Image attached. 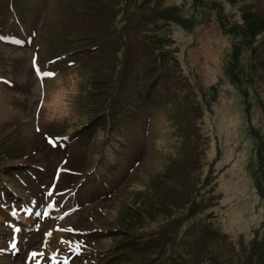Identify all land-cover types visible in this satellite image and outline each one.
Wrapping results in <instances>:
<instances>
[{"label":"rangeland","instance_id":"obj_1","mask_svg":"<svg viewBox=\"0 0 264 264\" xmlns=\"http://www.w3.org/2000/svg\"><path fill=\"white\" fill-rule=\"evenodd\" d=\"M52 1L53 2H50L47 6H45V8L40 9L39 13L27 6H22L19 8V14L27 26L36 27L38 29L41 28V33L35 30L38 32V36H36L34 44H30L31 47H21L16 45L15 43L21 40L18 36L13 34L8 35L10 38L14 37V40H11V44L0 42V53L6 57L5 60L0 61V70L3 71L4 74H7L6 77L10 78L14 82L13 86L3 83L4 87H0V129L3 135L5 132L7 133L6 139L3 135L0 137V150L7 152L8 147H13L15 150L27 146L30 148V151L21 157H12L11 159L8 157V153H4L0 155V159L3 160L2 167L5 168L8 166H28L31 168L32 166L37 168L38 166H41L42 169H39L40 185L37 187L35 193L38 195L39 192H41V198L45 203L44 205H47L49 210H53L51 208L52 204H49L50 199L52 197H54V200L58 198V203L60 204L59 207L62 212V210L65 211L68 209V204L65 206L63 199L70 192H62L60 196L57 197L55 186H52L57 177V170L59 169L57 164L62 161H67V163L72 162L73 164L70 166L76 173H80L82 171L86 172L88 175L90 173L89 177L91 178V172L85 167L83 163L87 162V157L93 158L98 152L94 143H96L100 138H103L104 140L106 134L103 133L102 130H98L96 134L97 137L95 140H93L94 142L91 144L90 140H86L87 143L83 144L81 148L80 140H72L70 144L61 141L58 144V149L50 147L51 143L49 141L50 139L52 140L54 134H70L72 132L70 128L63 132V129L58 125L59 122L68 119L69 111L64 106L54 107L49 105L51 102H47L46 107L49 111L47 109L43 110L42 113L40 111V115L36 117L38 112L36 104L41 97V87L40 85L37 87V95L32 102L29 98H25V95L22 92H29L24 91L20 84L28 82L30 85L31 82H34V79L31 71L25 67L26 62L25 59L21 57V55L25 51H34L37 48L40 35L44 41L40 47V61L56 55L57 51L69 49L70 45L64 38H62L61 30L67 37L71 38L72 35H76L71 31V29L74 27L80 28L81 33L83 34L82 41L91 42L94 39L92 31H95L93 28L94 24L91 22V18L93 17L95 10L102 0H83L82 2L80 1L76 3L70 2V4H67L66 2L64 5H57L56 0ZM172 1L177 2V0ZM191 1L189 0V2ZM211 1L212 0H204L202 2L206 4L207 2ZM215 1L216 2L212 3L210 6L218 9L217 16H219L222 23H224V21L225 23L222 24L215 16H212L210 20L208 16L209 10H205L206 12H204V14L203 10H201L199 13L194 14L197 19H201V22L197 25V27H195L196 29L198 28L196 39L199 42L195 44V46L192 44L196 30H194L192 36L190 37L182 38L179 35V39L183 41L182 55L185 56L186 53H190L191 57L195 58L194 64L197 63L196 70H193L194 75L196 76V78L193 79V83H198L199 85L197 86L200 87L201 90H205L207 96L209 97L208 99L212 101L209 105H207L208 108L204 110L205 113L203 115L205 120L204 130L206 134L199 127L201 119L197 117L200 110L196 109L195 113L192 115L193 118L191 121L193 122L192 124L195 125L197 132H203L205 135L209 136L210 131V134L213 135L208 140L209 142L207 140L203 141L199 144V146L197 145L195 147L196 154L198 152H203L204 149H201L200 147L205 145V143H208L209 148L206 150L205 155L207 158L212 159L215 155V145L219 146L220 143V148L218 149H221V154L224 152V160L227 163H230L226 175L224 176V169L219 174V177H217V180H219L224 176L223 179L219 180L220 182L217 183V188L222 190L225 197H223L221 202L215 206V210L216 212L220 211L223 216H229L220 222V226L223 231H225L229 236H232V241H234V245H236L235 238L238 233L247 231L245 234L241 235L249 237L253 228H250L252 223L256 220L257 224L259 223V219L264 218V198L260 194L259 196L256 194L252 196V184L245 179V176L252 175L253 180L256 181V175H259L258 172L260 170V172H262L260 173L259 178L264 184V163H262V158L261 162L259 161V157L256 160H251V162L250 159L248 161V149L250 142L247 138L246 132V129H249V120L246 117L247 113L249 114L250 118L252 116L253 119L251 118V121L255 122L257 126H259L260 117L263 118L261 124L264 122V116H261L263 114L262 110L264 109V85L261 87L259 86V91H256L255 87L253 86L254 82L249 81L252 88H247L244 84H242L243 86L239 88L238 92L230 88L223 87H218L213 91L214 87L211 86L213 83L211 78H218V74L222 77V66L219 68L218 66L213 65V62L210 58L216 53V48L222 47L227 42L229 45L232 43L233 40L230 38L231 35L226 33L228 32L227 29H231V24L229 25V23H231V21L241 22V16L244 17L245 15V9L241 10L238 8V0H222L221 4H219L218 0ZM252 1H254V4H257L255 5L257 6L255 9H258V12H264V0H247V3H251ZM27 2L34 8H37L36 1L27 0ZM172 3L173 2H170V4ZM2 4V1H0V7ZM200 7L202 6L200 5ZM58 11H62L63 19L65 21L59 25H56ZM76 11H79L81 14L79 19H75L71 15L67 16L68 12ZM178 11L179 10L176 12L168 11L167 13H172V15H167L168 17L166 18L171 21V28L177 29V31H181L186 35L189 33L188 30L180 23L186 21L187 23L183 24L191 27L193 23V15L190 13L187 15L185 14L186 17L189 16L187 19H185L186 17H178ZM187 11H190V9ZM208 25L210 26L208 27ZM259 28L255 33L257 35L256 37L259 38V40H256L257 46L254 44L255 42L249 44L251 40L247 43L246 40L238 37L237 45L232 50L233 53L230 55L231 58L237 57V48L241 45V48L246 46L252 48L256 47L254 49L258 50L259 47L261 52L264 51V31L259 33ZM224 30L225 32H223ZM205 31L212 33L213 37L207 35ZM204 35L208 40H210L209 43H213V39L216 40L214 48H210L207 45L205 46L207 40L205 39ZM185 42H187L189 45H186ZM145 44L149 46L148 43ZM151 45L153 52L151 50L150 51L155 58L153 57V60L148 64L149 66L147 65V69H149L151 65L152 70L149 71L147 76L144 78V82L150 84L147 89L148 99H141L140 104L141 102L142 104L135 111V120L130 122L120 121V125L113 124L109 131L107 129L108 136L112 138H108L110 140L109 142L105 141L103 143V146L110 151L112 148H117L120 141H122L125 143L123 148H130L132 158L140 156L142 153L141 128L143 126V119L147 114H150L147 121L148 128L146 129L148 132V137L145 140L144 157L141 160V163H138L137 166L128 173L124 181L119 184L117 189L111 195L98 199L92 204L91 210L95 215L87 210L76 208L73 209L72 212H67V214H64L61 217L56 216L50 218L48 226L53 225V223H57L60 226L65 227L63 229H72L73 231H61L59 233H66V238L74 239L81 236L83 232L91 230L93 226H96V224L91 220L98 222L99 225L101 219L102 224L100 226L103 228H114L111 225V223H113L116 226L119 224L120 228L129 229L138 227L144 223L159 221L161 229L160 236L162 239H167L163 254V263L188 264L189 261L194 258V252L192 247H183L182 230L184 229L185 225H189L190 229L188 234L190 236H194L196 233V229L198 228L196 222L197 220L200 221V217L195 214L198 200L195 197L186 199L185 196L188 193L187 188L189 186V182L182 183L177 181L173 184L175 181L173 178H176V175L174 171L171 170V168L166 167L167 163L173 157H175L183 147V143L178 141L176 138H180L184 131L180 124H178L176 121V111L167 107V103L162 104L164 102L165 95L163 89L159 86L164 84V81H162L161 78L163 76L166 77V75L171 72L170 70L165 71L166 66L169 65L167 64L169 56L166 50L165 53L162 52L164 47L160 44L158 45L157 43L151 42ZM84 46L87 48H92L93 44L90 43L89 45H82V49L85 48ZM114 46V43L110 44V48L108 50L109 56L114 55ZM119 46L121 48L123 47L121 45ZM133 46L134 45H132L130 48H123L131 49L132 51ZM121 52L122 50H119V54H121ZM199 52H201L203 58L200 57L197 59ZM240 52L242 53V50ZM249 52L250 50L248 49L245 54L248 55ZM241 53L239 54V57L241 58L240 61L245 65L247 64L246 60L249 58ZM101 55H103L102 49L99 51V54H96V57L99 58ZM87 57L88 54H85L83 58L84 62H87ZM231 58L228 57L226 62ZM192 62L187 61V65L191 67ZM106 64L108 66V71H105L106 74L104 75H98L94 71H91L90 74H88L86 65H82V90L87 89L88 93L94 97L98 103L109 98V104L114 106V94L119 90V87H116L118 72L115 71L116 64L112 58L106 59ZM41 65L43 66L44 72L57 73L51 68L50 64L41 62ZM259 66L262 69L261 71H264V63L263 65L262 63H259ZM60 70H62V65H60ZM41 78L43 79L42 83L44 87V96L46 99L53 100L57 91L63 89L62 79L60 81H53V78H50L49 76ZM129 78L132 79V84L134 85L135 71L130 72L128 79ZM157 79H159V81H157ZM156 82L157 85H154ZM227 83H229L228 80ZM110 84L113 86H110ZM255 84L258 85V82H255ZM124 85L125 83L122 86ZM189 86L190 85H188V87ZM200 88H197L198 92L201 91L199 90ZM190 91H193L192 88H190ZM134 94L135 91L132 93V95ZM147 101H157L158 108L156 113H154V111L149 106H147ZM247 102L248 107L246 105ZM190 105H192V102L189 104V106ZM240 107L245 110L243 114L240 110ZM82 108V100H77L75 108L73 109L72 118L76 116L85 118L86 116H82ZM185 116L187 115L185 114ZM79 125L80 124H78V126ZM192 127L188 126L189 129L185 131L187 137L189 138L192 137L190 132ZM211 127H213L215 133L212 132ZM37 129H39V131ZM254 133L257 134L255 131ZM81 138H86V135L82 136ZM259 139L261 140V137ZM193 146L194 145H189V157L193 156L194 158L195 154L192 152ZM88 149L89 153L87 156ZM211 152H214L213 156L210 155ZM113 157L115 159V166L113 169L112 163L108 160L106 161V159L101 166L104 168L103 172L113 173V177L119 183V172L124 168L122 152L118 149L114 150ZM185 158H187L186 155L184 159ZM188 161L189 164L187 165ZM188 161L185 163L184 167L189 166L191 168L193 159ZM89 162L91 163L92 159H90ZM135 162L136 160L129 161L128 166L134 165ZM72 174L73 173L70 171H68L67 174H62L61 187H63L64 182H67L68 177L71 178ZM1 178H3V175L0 174V184H2ZM201 178L205 177L199 176L198 180ZM77 181L78 176H75L71 180V183L74 184ZM205 182H207V179H205ZM148 183H151V185L149 186ZM210 186L212 187V181H209L208 186L205 188ZM98 189L99 183L94 179L83 184L80 187L78 194L82 195L87 192L90 197H94L98 194ZM172 189L177 191L184 190L182 192L183 200L180 201L179 198L176 201H170L168 199V194H173L171 192ZM159 193L161 194L160 200H162L163 197H166L162 200L163 203L161 205L150 201L151 197L156 196ZM213 196L215 197L216 193H214ZM73 200L76 201L75 198ZM185 200L188 201V203H185ZM227 202H230V204L223 207V205ZM158 209L160 213L163 214L165 222L162 221L161 217L158 215ZM91 214L92 216H90ZM96 215H102L110 223L103 218L99 219L96 217ZM0 216L5 215L0 212ZM138 229L142 234H144V236L159 235L158 230L153 228L138 227ZM100 236L101 235L97 234L96 232H92L89 236L97 240V244L95 245V250L97 253L99 252L97 247L100 245ZM228 241H231L229 237ZM11 242L17 247L21 246V241L17 238L16 234L11 235V241L5 239L3 242V246L10 251L13 250ZM52 243L54 245L53 240ZM249 243L250 241L246 239V244L242 243L243 247L246 249ZM88 245L90 249L89 252L85 250L77 251V248L73 249V252H76L77 255L79 254L81 258L84 259V264H89V257L94 255L91 250L93 246L89 243ZM110 245H112L111 241L105 240L104 243L100 245V249L105 250ZM236 246L239 247L238 244ZM110 252L112 251L100 253L102 256L98 257L99 264H109V262H106L104 257H109ZM230 258H233V256ZM236 260L237 256L235 255L234 251V261ZM256 261L257 260L253 262L246 257L245 264H254ZM17 262L18 259H14L10 261V264H17ZM228 263L229 260L227 256H221L220 264ZM0 264H5L1 258ZM200 264H218V262L214 259H210Z\"/></svg>","mask_w":264,"mask_h":264},{"label":"trees","instance_id":"obj_2","mask_svg":"<svg viewBox=\"0 0 264 264\" xmlns=\"http://www.w3.org/2000/svg\"><path fill=\"white\" fill-rule=\"evenodd\" d=\"M1 1L4 4L7 0H1ZM80 1L82 2L83 0H79V2ZM202 1L204 0H198V1L192 0L191 2H189V0H177V2L172 0H107V1L102 0V2L99 3V6L95 10L93 17L91 18V22L94 24L93 28L95 29V31H92L94 39L91 42L82 41L83 34L81 33L79 27H74L71 29V31L76 34L73 36L75 37V42L77 47H82V45H89L94 40H98L103 43H117L125 48H130L132 47V45H134L132 51H128V50L125 51V59L120 63V65L122 66L117 71L118 77L116 80V84L119 86L118 92L121 91L122 85L126 81V76L130 74V72L132 71L146 72L145 70H143V68L147 69V65L153 60L154 57V55L151 53V51L153 52L151 42L163 46L164 50L162 52L165 53L166 50L169 59L171 52L172 60L170 63H167L170 65L166 66L165 71L170 70L172 74L175 76L176 82L182 85L183 87H187L188 85L183 83L182 81L189 82L192 90L196 95V101L198 105L197 109L200 110L199 115L197 117L201 119V123H199V127L205 132L204 130L205 120L203 116L205 113L204 110L207 109V105H209L210 102L212 101L208 99L209 97L207 96L206 91L201 90V88L197 86L199 85L198 83L194 84L192 79L191 81L189 79L186 80V77L187 78L189 77L187 76V71H186L187 67L185 65H187V61L192 62L195 60V58L191 57L190 53H186V55L183 56L182 58L183 43L181 44V40L179 39V35L182 38L190 37L192 36L194 30H196V34L193 37L192 44H194L195 46V44L199 42L196 39L198 28L196 29L195 27H197V25L201 22V19H197L194 16V14L199 13L201 10H203V14H204V12H206L205 10L208 9L209 10L208 16L210 20L212 16H215L217 20H219L222 23L219 16H217L218 9L210 6L212 3H215L216 1L212 0L211 2H207L206 4ZM221 1L222 0H218L219 4H221ZM229 1H235V0H229ZM170 2L173 3L170 4ZM246 3L247 0H238L239 9L243 10L244 4L246 6L244 10L245 15L244 17L241 16L242 21L241 22L231 21V23H229V25L231 24L230 26L231 29H227L228 32L226 33H229L231 35L230 38L233 40L232 43L229 45V43L227 42L222 47L216 48V53L214 54V56L210 58L211 61L213 62V65H216L219 68L220 66H222V77L219 76L218 74V78L217 77L211 78V81L213 82L211 86L214 87L213 91L218 87H223V88H230L238 92L239 88L243 86L242 84H244L247 88H252L251 83L249 81L254 82L253 86L255 87L256 91H259V86L261 87L264 85V71H261L262 69L259 66V63H262V65L264 63V51L261 52V50H259V47L258 50L254 49L256 47L252 48L246 46L247 48L246 47L241 48L242 46L241 45L237 48L238 50L236 52L237 57L231 58L230 56L233 53L232 50L237 45L238 37H240L243 40H246L247 43L248 41L251 40L249 44L254 42H255L254 44H256V40L257 39L259 40V38L256 37L257 35L255 34L256 30L260 27L259 33L264 31V12H258V9H255L257 7L255 5L257 4H254V1L247 4ZM200 5L203 8L200 7ZM189 9L190 11H187ZM177 10H179L178 17L184 18L188 13L193 15V19H192L193 23L191 27L186 24H183V23H187L186 21L185 22L179 21L181 22L180 24L182 26L187 28L189 33L186 35L181 31L180 32L177 31V29L171 28L172 27L171 21H169V19L166 18L172 15V13H167L168 11L176 12ZM149 11H153V12H149ZM69 15H71L75 19H79L81 16L79 11L69 12ZM188 17L189 16H187L185 19H187ZM209 26L210 25H208V27ZM223 32H225V30ZM205 33H207V35L209 36H212V33H208L207 31H205ZM205 39L207 40L205 46L207 45L210 48H214L216 44V40L213 39L212 41L213 43L211 42L209 43L210 40H208L206 37ZM145 43H148L150 48ZM185 44L189 45L187 42H185ZM87 49L88 48L86 47L85 49H80L76 51L84 52ZM248 49L250 50V52L248 55H246L245 53L247 52ZM102 50L103 52H105L104 47L102 48ZM241 50L244 56L249 58V59L247 58L248 60H246L248 65L247 64L244 65L240 61L241 58L239 57V54L241 53L240 52ZM198 54L199 56H197V59L203 56L201 52H199ZM228 57H230L231 59L226 62ZM151 70L152 68L150 65L149 71ZM161 79L166 84H169L165 76H163ZM170 79L174 82L172 76L170 77ZM227 80L229 81V83H227ZM255 82H258V85L255 84ZM197 88H200L199 90L201 91L198 92ZM246 105L248 107V102ZM191 111H193V108H191ZM262 111L263 114L261 116H264V109ZM255 113H259V112H255ZM251 118L248 114L249 129H246L247 138L250 142V146L248 149V161L250 159L251 162V160H256L259 157V161L261 162V158H262V163H264V122L261 124L263 118L260 117L259 126H257L255 122L251 121L253 119ZM189 123L191 122L189 121L187 124ZM253 128L254 131L257 132V134L254 133ZM197 133L199 134L200 132ZM0 134L2 135L1 130H0ZM260 137L261 140L259 139ZM209 139H210L209 136L201 132V136L199 139L196 140V144L199 146L201 142L206 140L208 141ZM200 148L204 149V151L195 154L194 158L193 156L192 157L187 156V158L185 159L184 157L181 158V161L176 165V170L174 171L176 178H173L175 180L173 184L176 183L177 181L182 183L189 182V186L187 188L188 193L185 197L186 199L195 197L198 200L196 206L200 205L199 210L203 211L207 207L214 208L216 205L219 204V202H221V199L225 197L222 190L217 188V183L220 182L219 180H222L223 177L226 175L230 163H227L224 160V152L221 154V149H218L220 148V143L219 146L215 148V155L214 152L210 153L211 156L214 155L212 159L207 158L205 155L206 150L209 148L208 143H205V145H202ZM190 159H193L192 167L191 168L189 166L184 167L185 163H187V161ZM188 164L189 161L187 165ZM223 170L225 172L224 176L222 177V179L220 178L219 180H217V177H219V174ZM261 172L259 170L258 172L259 175L258 174L256 175V181L253 180V176L250 178L251 175H247L248 177L245 176V179L252 184V196L254 194L259 196L260 194L264 198V184L259 178ZM199 176L205 178H201L200 180H198ZM205 179H207V182H205ZM209 181H212V187L210 186L208 188H205L208 186ZM256 189L258 190L259 194L256 193ZM183 191L184 190L177 191L172 189L171 192L173 194L172 195L168 194V199L170 201H176L179 198L180 201L183 200L182 198ZM214 193H216L215 197L213 196ZM203 197L206 199L205 202L203 200ZM165 198L166 197H163V199ZM162 200L157 204L161 205L163 203ZM185 203H188V201L185 200ZM229 204L230 202H227L224 205L223 204L222 205L224 207V206H228ZM214 215H215L214 216L215 222L213 221V223L216 224L217 227L219 226L221 219L224 220L228 217V216H223V214H221L220 211H217ZM250 228H252L251 235L249 237H245L244 235L243 236L246 239H250L251 237L255 236V241L259 243V249H258L257 259H255L257 261L254 264H264V236H263L264 218L259 219V223L257 224L255 220ZM215 231L216 228L213 227L211 223H209L206 230L203 231V240H205L211 233L215 234ZM246 232H240L238 234H240L241 236V234H245ZM215 236L218 237L216 234ZM240 236L235 238L236 245L238 244L239 247L234 245L235 242L232 240L227 242L228 253L226 256L229 260L228 264H245L246 256L244 253L247 248L245 249L243 247L242 242L237 241L240 238ZM234 251H235V255L237 256L236 261H234ZM232 256L233 258H230Z\"/></svg>","mask_w":264,"mask_h":264},{"label":"snow or ice","instance_id":"obj_3","mask_svg":"<svg viewBox=\"0 0 264 264\" xmlns=\"http://www.w3.org/2000/svg\"><path fill=\"white\" fill-rule=\"evenodd\" d=\"M34 67H35V62H34ZM36 71H37V73L39 74L41 70H40L38 67H36ZM43 75H44V76H54L55 73L45 72V73H43ZM37 130L39 131V129H37ZM49 142H50L51 144H53V146H55V141H53V140L50 139ZM37 215H39V213H37ZM62 231H73V230H72V229H62ZM46 235L51 236V233L48 232V233H46ZM64 242H65V241H61V243H64ZM12 248L15 249V248H16V245L13 244V245H12ZM77 251H79V246H77ZM37 255H43V253H36V252H33V253H32V256H33V257H35V256H37ZM53 259H55V257H53Z\"/></svg>","mask_w":264,"mask_h":264},{"label":"bare ground","instance_id":"obj_4","mask_svg":"<svg viewBox=\"0 0 264 264\" xmlns=\"http://www.w3.org/2000/svg\"><path fill=\"white\" fill-rule=\"evenodd\" d=\"M223 132V131H222Z\"/></svg>","mask_w":264,"mask_h":264}]
</instances>
